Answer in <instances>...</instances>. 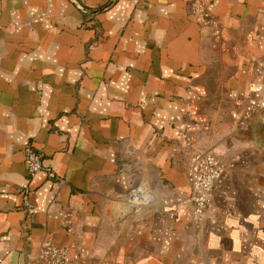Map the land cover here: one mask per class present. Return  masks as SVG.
I'll return each mask as SVG.
<instances>
[{"label": "crops", "instance_id": "crops-1", "mask_svg": "<svg viewBox=\"0 0 264 264\" xmlns=\"http://www.w3.org/2000/svg\"><path fill=\"white\" fill-rule=\"evenodd\" d=\"M201 1L220 42L193 0H0V264H264V0ZM204 151L196 222L173 198Z\"/></svg>", "mask_w": 264, "mask_h": 264}, {"label": "built area", "instance_id": "built-area-1", "mask_svg": "<svg viewBox=\"0 0 264 264\" xmlns=\"http://www.w3.org/2000/svg\"><path fill=\"white\" fill-rule=\"evenodd\" d=\"M191 13L201 23L212 28L215 42L222 39L219 23L211 16L201 0H193ZM25 166L29 178L39 173L42 168V155L38 149L28 145L25 150ZM222 174V165L218 157L210 151L195 152L191 155L186 171L187 183L190 193L186 197H174L173 201L188 205L193 221H200L205 211L210 207L212 192L217 180ZM23 190L28 189V182L22 184ZM129 198L133 202H139L143 198V192L139 188H132ZM67 256V247L54 245L45 240L39 250L36 259L37 264H64Z\"/></svg>", "mask_w": 264, "mask_h": 264}, {"label": "rangeland", "instance_id": "rangeland-1", "mask_svg": "<svg viewBox=\"0 0 264 264\" xmlns=\"http://www.w3.org/2000/svg\"><path fill=\"white\" fill-rule=\"evenodd\" d=\"M257 127L259 129L258 133L262 137L263 144H264V119H263V121L262 120H259L257 122Z\"/></svg>", "mask_w": 264, "mask_h": 264}, {"label": "water", "instance_id": "water-1", "mask_svg": "<svg viewBox=\"0 0 264 264\" xmlns=\"http://www.w3.org/2000/svg\"><path fill=\"white\" fill-rule=\"evenodd\" d=\"M80 8H81V10L86 11V9H84V8H82V7H80Z\"/></svg>", "mask_w": 264, "mask_h": 264}]
</instances>
